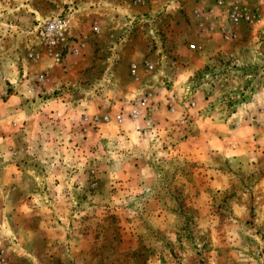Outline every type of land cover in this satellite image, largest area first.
Masks as SVG:
<instances>
[{"label":"rangeland","instance_id":"rangeland-1","mask_svg":"<svg viewBox=\"0 0 264 264\" xmlns=\"http://www.w3.org/2000/svg\"><path fill=\"white\" fill-rule=\"evenodd\" d=\"M218 1L0 0L7 264H264V0L232 41ZM59 14L84 47L56 63L33 31Z\"/></svg>","mask_w":264,"mask_h":264},{"label":"built area","instance_id":"built-area-1","mask_svg":"<svg viewBox=\"0 0 264 264\" xmlns=\"http://www.w3.org/2000/svg\"><path fill=\"white\" fill-rule=\"evenodd\" d=\"M119 3L139 6L145 3L146 0H114ZM240 0H220L214 7H210L204 15L207 18H213L216 22H225L230 25L225 28L224 24H213L209 28L210 32H217L221 38L232 41L236 38L234 26L242 22L246 16L242 6L239 4ZM200 15H198L199 17ZM69 21L66 16L56 15L38 21L34 27V35L41 47L43 53L52 61L59 63L67 56H77L80 54L81 49L84 47L82 40L72 41L68 36ZM99 27L96 25L93 28L95 34L99 33ZM194 45H190V49H194ZM31 58L38 59L42 57L40 53H35L30 56ZM144 67L150 71L153 66L148 62L144 63ZM38 82H43V76L37 79ZM123 111H118L114 115V119L118 123H122L125 119H137L143 114H148L152 111V102L149 95H136L131 96L123 105ZM111 117L107 113H102L95 116H84L83 122L92 127H97L99 124L109 122ZM2 251H0V264H7L3 258Z\"/></svg>","mask_w":264,"mask_h":264}]
</instances>
